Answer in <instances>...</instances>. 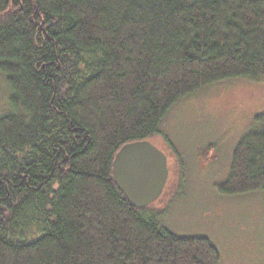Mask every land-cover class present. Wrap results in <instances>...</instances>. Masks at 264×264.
<instances>
[{
    "label": "trees",
    "instance_id": "obj_1",
    "mask_svg": "<svg viewBox=\"0 0 264 264\" xmlns=\"http://www.w3.org/2000/svg\"><path fill=\"white\" fill-rule=\"evenodd\" d=\"M263 77L264 0H0L11 107L0 117V264H222L209 238L179 236L132 204L113 164L126 144L163 138L180 181L161 129L170 108L214 82ZM218 188L264 189V112Z\"/></svg>",
    "mask_w": 264,
    "mask_h": 264
},
{
    "label": "rangeland",
    "instance_id": "obj_2",
    "mask_svg": "<svg viewBox=\"0 0 264 264\" xmlns=\"http://www.w3.org/2000/svg\"><path fill=\"white\" fill-rule=\"evenodd\" d=\"M2 82L0 117L11 110ZM264 112V77L214 82L179 99L161 129L178 150L183 176L163 138L153 139L168 158V188L149 209L179 236H205L219 249L222 264H264V189L224 194L234 149ZM202 151L208 161L202 162ZM168 198V199H167Z\"/></svg>",
    "mask_w": 264,
    "mask_h": 264
},
{
    "label": "water",
    "instance_id": "obj_3",
    "mask_svg": "<svg viewBox=\"0 0 264 264\" xmlns=\"http://www.w3.org/2000/svg\"><path fill=\"white\" fill-rule=\"evenodd\" d=\"M113 173L130 202L146 208L165 191L170 175L168 156L150 140L128 143L117 153Z\"/></svg>",
    "mask_w": 264,
    "mask_h": 264
}]
</instances>
